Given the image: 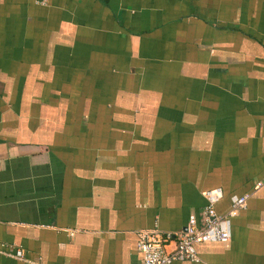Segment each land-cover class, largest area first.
I'll return each instance as SVG.
<instances>
[{"label": "crops", "instance_id": "0c3cea01", "mask_svg": "<svg viewBox=\"0 0 264 264\" xmlns=\"http://www.w3.org/2000/svg\"><path fill=\"white\" fill-rule=\"evenodd\" d=\"M216 188L170 264H264V0H0V264H142Z\"/></svg>", "mask_w": 264, "mask_h": 264}, {"label": "built area", "instance_id": "2783aa9c", "mask_svg": "<svg viewBox=\"0 0 264 264\" xmlns=\"http://www.w3.org/2000/svg\"><path fill=\"white\" fill-rule=\"evenodd\" d=\"M263 185L259 181L256 187ZM251 193L232 195L228 208L219 213L216 204L223 197L220 188L204 193L206 204L199 216H188L185 228L171 232L154 227L138 232L137 250L142 264H170L173 261H197L196 244L225 242L231 237V220L240 210L246 208ZM21 257V252H17Z\"/></svg>", "mask_w": 264, "mask_h": 264}]
</instances>
